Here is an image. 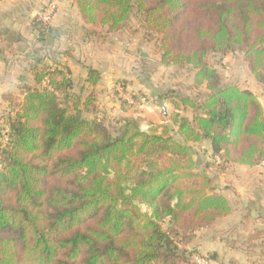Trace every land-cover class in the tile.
Masks as SVG:
<instances>
[{
	"label": "trees",
	"instance_id": "obj_1",
	"mask_svg": "<svg viewBox=\"0 0 264 264\" xmlns=\"http://www.w3.org/2000/svg\"><path fill=\"white\" fill-rule=\"evenodd\" d=\"M75 4L95 35L105 29L103 38L139 12L159 35L161 62L194 74L193 93L163 96L173 106L170 123L146 131L144 118L127 115L110 125L98 69L88 67L89 89L77 93L69 70L37 59L22 98L2 95L13 113L0 119V264H196L200 252L189 245L197 232L233 207L210 172L217 161L199 164L191 145L209 141L223 171L264 164V104L250 89L225 84L208 62L241 50L264 84V0ZM34 23L46 34L50 23ZM235 235L231 246L264 258V225Z\"/></svg>",
	"mask_w": 264,
	"mask_h": 264
},
{
	"label": "crops",
	"instance_id": "obj_2",
	"mask_svg": "<svg viewBox=\"0 0 264 264\" xmlns=\"http://www.w3.org/2000/svg\"><path fill=\"white\" fill-rule=\"evenodd\" d=\"M48 1L0 0L1 98L5 93H20L23 82L33 84L32 65L41 58L64 70L67 66L75 84V92L77 86H79L78 92L81 91L82 85H86V89L89 87L84 82L88 75V67L98 69L102 75L101 82L97 86L98 101L101 93L111 94L114 97L120 94L119 96L129 104L127 109L121 108L122 116L152 118L142 110L144 107L140 102H138L140 109L136 114L128 113L137 104L125 94H121L126 93L131 86H133L132 90L143 89L142 83L139 81L140 83L137 84L134 79L138 74L137 68L141 66L140 61L138 62V59L127 61L121 59L119 53L116 54L120 45L116 35L107 38L101 37L100 33L95 35L92 26L83 22L75 0H63L46 34L42 33L43 31L34 23V19ZM110 48L114 49L115 54L109 55ZM140 56L145 61L151 58L144 52H141ZM261 102L264 104V100ZM120 105L122 107V104ZM165 117H168L166 123H169L168 114H165ZM146 121L145 119L143 123ZM153 123L164 122L153 121L150 126ZM205 143L211 161H217L214 159L209 141ZM210 171L217 174V179L226 177L228 183L219 185V191L231 200L233 212L215 221L211 226L212 235H207L210 227L198 231L193 241L198 245L195 248L203 251L212 248L214 255L212 263L208 264H228V261L223 262L218 258V254L222 252L227 253L228 259L234 258L237 261L241 260L243 264H253L255 252L246 253L236 246H231V243L232 239L236 238L235 234L246 235L255 226L264 225V164L249 166L231 163L225 171L220 170L218 166L216 170L211 167ZM234 226H236L235 233L231 232Z\"/></svg>",
	"mask_w": 264,
	"mask_h": 264
},
{
	"label": "rangeland",
	"instance_id": "obj_3",
	"mask_svg": "<svg viewBox=\"0 0 264 264\" xmlns=\"http://www.w3.org/2000/svg\"><path fill=\"white\" fill-rule=\"evenodd\" d=\"M144 23L143 16L139 12H134L127 26L119 34H116V37L118 38L117 40L120 43L116 54L119 53L118 55L121 56V59L124 58V60L127 61L131 59H134V61H137L136 59H138V62L140 61L141 66L137 68L138 72L136 73L138 74L135 75L134 79L137 84L140 81L142 83L143 89H146L145 91L143 89L138 90V88H134L135 90H132L131 88L133 86H131V88H129L126 93L122 92L121 94H125L126 97L131 99L133 102L134 100L132 99V94H135L138 97L140 103H142L144 107L142 110L150 114L152 117H145L148 122L151 123L156 121V123H166V121L168 122V117L166 118L165 114H168L169 116L173 111V106L169 100L163 99V96L167 94L170 89H173L177 93L192 94L193 92H191L188 87L193 86L194 74L188 71L187 68L179 69L174 66L164 65L161 62L159 35L155 33H149ZM99 33L101 35L104 34L105 29H100ZM108 51L109 55H113V53L115 54L114 49L110 48ZM141 52L150 55L151 58L148 61H145L140 56ZM208 62L220 72L225 84H238L240 87L250 89L253 93H256L261 101L264 100V84L258 83L256 81L255 76L248 68L243 51L237 50L235 52H230L225 56L213 53L210 54ZM67 68L68 67L66 66V70ZM76 91L78 93L79 86H77ZM15 95L18 99L22 98L19 92H17ZM119 95L120 94L115 95L118 99L111 94L109 95L101 93L99 95V101L102 110L101 115L110 125L115 124L116 120H118L123 113L121 111V108L123 107L120 105L122 104L121 102L123 97H120ZM134 103L137 105L134 107H132L134 104L131 105L132 108L128 113L136 114L139 111V103ZM151 109H153V111ZM12 113L13 112L11 111L9 102L3 100L0 96V119L5 118ZM186 114L191 116V111H187ZM147 121L142 125L144 130H148L150 128V123H147ZM1 125L2 124L0 123V128H2ZM3 144L4 139L2 136H0V145ZM206 145L207 144L205 141L191 145L199 164L202 165L213 163ZM213 164L212 169L216 170L217 165L216 163ZM217 183L219 185H223V183L226 184L228 182L226 177H224L218 179ZM142 208L143 210H149L145 205H142ZM211 228V226L208 228L207 235L213 234ZM195 247H198V245L194 244L193 242L189 245V248L196 249ZM211 249L212 248L206 249L207 251L197 250L200 252V255L208 257L209 262L212 263L214 252ZM218 251L220 253V250ZM253 256V264H264V258H262L261 255ZM227 257L228 255L226 252L218 254V258H221L223 262L229 260ZM238 262L239 264L244 263L241 260H238Z\"/></svg>",
	"mask_w": 264,
	"mask_h": 264
},
{
	"label": "built area",
	"instance_id": "obj_4",
	"mask_svg": "<svg viewBox=\"0 0 264 264\" xmlns=\"http://www.w3.org/2000/svg\"><path fill=\"white\" fill-rule=\"evenodd\" d=\"M63 0H49L45 7L38 13V18L43 21L44 23H51L55 14L57 13L59 6ZM218 163L221 160L217 159ZM194 261L196 264H208L209 261L206 257L201 255L194 256Z\"/></svg>",
	"mask_w": 264,
	"mask_h": 264
}]
</instances>
